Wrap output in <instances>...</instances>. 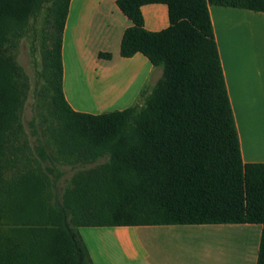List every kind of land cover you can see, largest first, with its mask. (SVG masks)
I'll return each mask as SVG.
<instances>
[{"label":"trees","instance_id":"1","mask_svg":"<svg viewBox=\"0 0 264 264\" xmlns=\"http://www.w3.org/2000/svg\"><path fill=\"white\" fill-rule=\"evenodd\" d=\"M46 0H0V264H93L78 227L254 223L264 264V162H243L208 5L264 12V0H116L128 17L119 53L162 67L144 105L75 111L62 90L61 41L70 0H51L43 73L55 125L37 166L17 167L27 84L6 53ZM167 7L168 25L145 28L141 7ZM109 59L110 53H99ZM77 171L58 195L56 163Z\"/></svg>","mask_w":264,"mask_h":264},{"label":"crops","instance_id":"2","mask_svg":"<svg viewBox=\"0 0 264 264\" xmlns=\"http://www.w3.org/2000/svg\"><path fill=\"white\" fill-rule=\"evenodd\" d=\"M141 11L146 29L158 31L168 25L166 5L146 4ZM208 11L242 160L264 162V12L211 4ZM130 25L116 0L69 1L61 41L62 90L75 111L121 110L141 97L159 66L139 52L120 55L121 37ZM131 230L139 236V255L125 251L118 239ZM78 232L93 264H256L261 225L91 226L78 227ZM231 232L237 240L226 234ZM208 233H224V257L219 261L196 255L198 239Z\"/></svg>","mask_w":264,"mask_h":264},{"label":"rangeland","instance_id":"3","mask_svg":"<svg viewBox=\"0 0 264 264\" xmlns=\"http://www.w3.org/2000/svg\"><path fill=\"white\" fill-rule=\"evenodd\" d=\"M50 5L51 0H46L41 10L30 18L28 27L24 33L16 39L13 45L8 44L5 49L6 53L11 55L19 66L21 74L20 79L25 80L27 84L24 102L19 110L22 128L10 141L14 154L11 156L15 162L11 163V167L5 173L7 180L11 179L17 171L16 151L18 152V168H24L25 166L34 167L39 163L41 165L45 164V161H41L37 154L36 146L39 144L44 145L48 153L52 151L49 146H46V143L48 140H51L48 137V130L55 125V122L50 112L51 95L44 77L42 61L43 40L49 28ZM161 76L162 67H156L148 79V85L142 90L141 97L135 102L136 107L139 108L144 105L145 99ZM80 100L83 103H88L86 98H81ZM99 111V113H103L109 110L104 111L101 109ZM104 160L105 159L102 158L98 159L93 164H79L71 158L68 161L62 160L56 163L57 168L62 172L58 180V195L69 185L71 177L77 171L95 166ZM129 232L130 233H125L123 236L118 237V239L122 240V248L125 249V251H133L134 254L139 255V247L137 246L139 236L135 231L131 230ZM223 234L208 233L204 235V237H200L198 239L199 245L196 251L197 257L202 258L204 256L206 259H211L213 261L223 259L224 252L221 249L225 241ZM226 234L233 240L238 239L236 233L231 232Z\"/></svg>","mask_w":264,"mask_h":264}]
</instances>
